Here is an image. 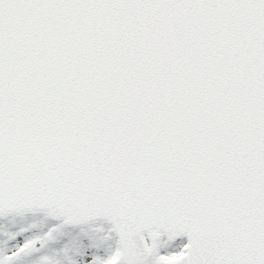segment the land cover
<instances>
[{"label": "snow or ice", "instance_id": "snow-or-ice-1", "mask_svg": "<svg viewBox=\"0 0 264 264\" xmlns=\"http://www.w3.org/2000/svg\"><path fill=\"white\" fill-rule=\"evenodd\" d=\"M0 264H264V0H0Z\"/></svg>", "mask_w": 264, "mask_h": 264}]
</instances>
